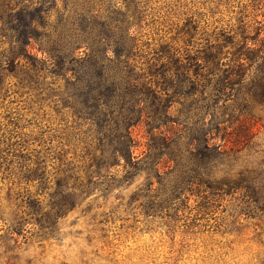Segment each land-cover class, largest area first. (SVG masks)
<instances>
[{
  "label": "trees",
  "instance_id": "1",
  "mask_svg": "<svg viewBox=\"0 0 264 264\" xmlns=\"http://www.w3.org/2000/svg\"><path fill=\"white\" fill-rule=\"evenodd\" d=\"M204 3L0 0L1 239L55 237L69 211L114 189L101 231L133 205L196 227L226 194L264 212V162L240 165L264 109V0H217L209 17Z\"/></svg>",
  "mask_w": 264,
  "mask_h": 264
},
{
  "label": "rangeland",
  "instance_id": "2",
  "mask_svg": "<svg viewBox=\"0 0 264 264\" xmlns=\"http://www.w3.org/2000/svg\"><path fill=\"white\" fill-rule=\"evenodd\" d=\"M235 1L242 6L250 0ZM216 2L206 0L203 6H198L209 17L208 12L214 11ZM218 10L223 12V7ZM218 16L222 15L214 14ZM257 115L260 121L252 153L240 165L258 166L264 162V109L257 111ZM133 134L138 144L135 153L139 154L143 149V126L136 125ZM142 181L143 176H139L120 190L124 203ZM3 188L0 197L5 195ZM117 193L118 189H114L104 206L97 208L95 205L104 200L96 191L89 199V211L83 204L58 221L55 237L39 236L40 232L34 229L26 233L25 239L16 235L9 240L0 238V264H264V212L253 207L243 213L244 205L237 194L224 195L196 227L185 229L181 220L169 229L164 219H145L140 208L133 205L127 210L120 207L114 216H107L101 231L97 215L102 210L108 211L109 205L117 204L114 198ZM94 198L97 199L93 201ZM185 204L183 215L187 217L194 213L196 197L187 195ZM2 234L4 230H0Z\"/></svg>",
  "mask_w": 264,
  "mask_h": 264
}]
</instances>
